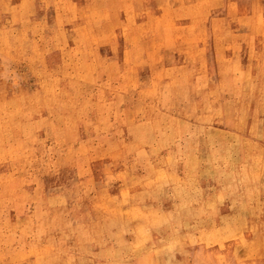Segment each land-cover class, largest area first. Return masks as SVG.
Wrapping results in <instances>:
<instances>
[{"label": "rangeland", "instance_id": "1", "mask_svg": "<svg viewBox=\"0 0 264 264\" xmlns=\"http://www.w3.org/2000/svg\"><path fill=\"white\" fill-rule=\"evenodd\" d=\"M0 264H264V0H0Z\"/></svg>", "mask_w": 264, "mask_h": 264}]
</instances>
